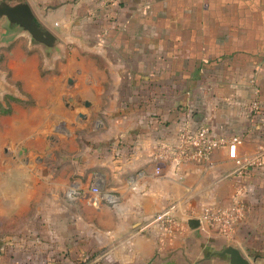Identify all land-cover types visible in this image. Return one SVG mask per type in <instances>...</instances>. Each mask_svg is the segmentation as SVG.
<instances>
[{
    "label": "crops",
    "instance_id": "crops-1",
    "mask_svg": "<svg viewBox=\"0 0 264 264\" xmlns=\"http://www.w3.org/2000/svg\"><path fill=\"white\" fill-rule=\"evenodd\" d=\"M18 3L55 42L0 15L5 67L35 103L12 119L9 138L35 148L26 159L58 168H42L51 185L34 188L35 219L23 222L34 233L3 246L0 264H228L217 254L228 245L264 264V163L245 164L264 155V0H0ZM188 106L195 124L244 135L240 163L226 147L180 176L150 160ZM13 168L25 183L27 166ZM92 185L116 203H92ZM238 189L246 212L230 236L189 227ZM9 192V210L25 215L27 185ZM171 203L181 229L161 241L144 225Z\"/></svg>",
    "mask_w": 264,
    "mask_h": 264
},
{
    "label": "built area",
    "instance_id": "built-area-1",
    "mask_svg": "<svg viewBox=\"0 0 264 264\" xmlns=\"http://www.w3.org/2000/svg\"><path fill=\"white\" fill-rule=\"evenodd\" d=\"M251 111L257 112L258 103H251ZM192 109L188 106L185 113L179 119L178 129L172 140L158 142L154 150L150 153V160L154 162H165L168 165V171L173 176H180V167L188 162L202 163L207 161L212 152L220 147H226L228 156L237 159V146L243 141V134H233L229 136L217 134L214 129L206 124H195L192 121ZM264 163V155L261 153L252 158L246 159L247 165H261ZM156 174H160V169H155ZM91 192L94 194L92 203L96 204L100 200L107 201L111 205L116 203L115 197L108 193H101L97 185L91 186ZM73 192L70 191L69 195ZM242 189L236 190L230 197L227 205H205L200 214L196 217L199 220V228L214 230L219 234L228 237L233 228L245 216V201ZM155 225L158 227L163 237L172 238L179 230V224L175 214V203H171L164 209L158 211L145 225Z\"/></svg>",
    "mask_w": 264,
    "mask_h": 264
},
{
    "label": "rangeland",
    "instance_id": "rangeland-1",
    "mask_svg": "<svg viewBox=\"0 0 264 264\" xmlns=\"http://www.w3.org/2000/svg\"><path fill=\"white\" fill-rule=\"evenodd\" d=\"M8 51V48L5 47L0 50V252L3 246L10 244L13 239H17V236L23 238L34 233L32 225H25L23 223L28 219H35V217H33L35 213L34 188L41 185L42 182H44L43 184L45 186L51 185V177H47L46 174H43V167L46 168L45 170L49 174H52L53 169L58 168L57 161L49 160L41 164L31 158L26 159V156L36 152L35 148L33 146H28L26 143H21L18 139L13 142L9 138V134H11L9 126L12 124L11 121L14 122L12 119L19 117L21 109H28L29 111L35 103L32 98L24 96L25 92L20 90V84L11 79L10 72L5 67L4 62ZM9 92H15L17 96ZM13 105L18 106L13 110ZM46 152H50L49 147L38 153ZM11 161L16 162L13 165ZM20 164L24 167L27 166L25 183L24 177L18 178L19 176H16L14 178L12 177L13 175L11 176L10 174L13 168L11 166H14L13 170L17 171L16 169L18 168L15 167L20 166ZM38 164H41L40 168L37 167ZM16 175H18V172ZM20 184L27 185V196L29 199L32 198L29 209L23 216L13 214L14 211L9 210V207H11L9 191L14 185ZM38 216L41 217V213H39Z\"/></svg>",
    "mask_w": 264,
    "mask_h": 264
},
{
    "label": "water",
    "instance_id": "water-1",
    "mask_svg": "<svg viewBox=\"0 0 264 264\" xmlns=\"http://www.w3.org/2000/svg\"><path fill=\"white\" fill-rule=\"evenodd\" d=\"M0 15H5L9 21L17 23L26 29L34 41L42 43L47 47L54 45V36L50 32L38 27L26 3H18L13 6L1 4ZM187 223L190 228L199 227L198 219L191 218ZM217 254L228 255V264H251L248 258H246L238 248L232 245L226 246Z\"/></svg>",
    "mask_w": 264,
    "mask_h": 264
}]
</instances>
